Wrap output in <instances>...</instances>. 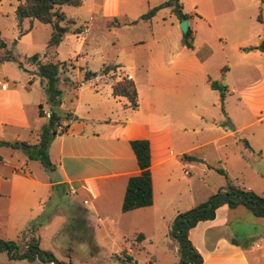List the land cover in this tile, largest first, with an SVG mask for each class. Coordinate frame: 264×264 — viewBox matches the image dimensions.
<instances>
[{
    "label": "rangeland",
    "instance_id": "obj_1",
    "mask_svg": "<svg viewBox=\"0 0 264 264\" xmlns=\"http://www.w3.org/2000/svg\"><path fill=\"white\" fill-rule=\"evenodd\" d=\"M20 1L0 0V42L4 45L3 48L0 47V58L11 56L15 59L0 64V81L9 82V87L20 94L29 123L31 118L28 114L32 112V115H35L37 104L40 103L45 108L42 109L43 114L48 112L49 106L45 102V94L39 78L32 74L29 80L31 85L29 87L25 85L28 77L17 67L16 62H20L23 69L34 73L35 66L28 58L37 55L41 63L44 61L65 63L63 70H58L56 83V88L63 98L61 102L64 108L59 111L56 108L52 109L60 118H64V115L69 118L77 115L83 117L85 112H89V107L95 104H101V107L97 108L110 111L113 116L118 114L128 117L135 114L136 117L144 118L146 103L156 86L154 83L163 77L160 73L165 71L169 77L174 78L175 85H185L184 90L188 93L190 102L192 101L190 105L192 111H197L194 102L203 107L200 111L204 120L208 122L206 126L199 125L192 118L187 126L188 129L194 130V133H190L192 145L219 139L221 134L215 129L218 125L225 130L232 128L228 113H231L232 108L237 105L235 97H226L227 100L223 101L220 107L217 103V93L210 90L207 83L208 79L219 83L221 81L220 63L223 62V58L220 48L215 50L212 59L207 61L208 64L201 73L194 70L176 71L170 60L174 59V54L183 50L181 40L184 35L179 31L176 17L171 9L159 10L149 22L140 20V16L148 9L163 3L164 0H81V4L77 7L62 5L59 9L71 24L67 25V32L58 47L51 51L52 53L46 48L51 31L48 25L35 21L30 24L28 20H24L20 26H17L13 11ZM181 3L182 12L188 19H193L191 6L188 5L187 0H181ZM262 9L261 15H264V4ZM27 29L29 30L25 32ZM77 30L81 35L76 39L72 36V32ZM226 49L227 43L222 47L225 52ZM226 56L230 62L233 61L229 54L226 53ZM179 58L182 59V55ZM107 64L118 65V69L124 75H129L134 82L138 102L135 113L123 110L122 100L106 99L108 81L112 77L110 73L104 74L99 71ZM85 71L99 72L98 79L105 82L99 84L101 87L99 95L93 93V82L87 85V82L83 81ZM260 72L262 73V70ZM184 73L185 77H183ZM164 80L165 83H170L172 79L167 80V76H164ZM220 84L225 85V82L222 80ZM92 113H95L94 108ZM36 119L37 125L40 126L45 121L43 118L36 117ZM0 130V159L5 160L16 171L15 176H11L12 170L0 164L1 178L12 180L0 181V195H4L0 197L1 240L17 241L19 237L16 232L7 233L3 229L7 217L8 195L37 197L50 195V200L42 205V211L34 218H28L32 219L28 221L29 227L33 225L38 227L36 233L31 227L32 229H28L26 234L38 237L39 249L50 253L58 261H65L64 255H68V260L72 264H175L177 262V245L167 236L168 227L173 220L170 218L171 209L161 212L162 219L156 218L151 229L144 228L143 236L147 240L140 246L137 245L138 247L135 243L138 242L136 236L140 235V232L133 227L135 223L127 225L120 220V223L118 222L113 228L107 223L93 220L94 225L83 228L78 218L71 217L73 210L69 207L72 201L70 197L75 199L82 210H88L90 204L81 203L84 198L77 191L73 192L75 185L60 184L44 188L43 183L46 179H53L52 171L45 173L38 161L28 160L21 150L3 146L7 142L14 143L11 139L19 133L23 135L21 142L27 143L24 130L6 123L0 124ZM247 145L248 148L243 150ZM258 148L261 149L260 153L257 152ZM199 154L204 155L206 163L198 165L197 161L200 159H197L191 164L188 183L190 193H185L181 197L182 202L177 204L180 213L206 203L218 191L223 190L225 178L215 169H221L234 186L264 197V128L261 130L260 125L201 146L191 153L194 157ZM24 165L27 170L23 168ZM205 165L208 166V170L204 173ZM31 180L34 182L32 183ZM183 184L187 186L186 179ZM50 220L53 223L44 226ZM58 222H61L60 225ZM249 229L246 227V230ZM127 248H130V251H127ZM126 256L131 258V262L125 263ZM0 264H18V262L7 261L6 254L0 252Z\"/></svg>",
    "mask_w": 264,
    "mask_h": 264
},
{
    "label": "crops",
    "instance_id": "obj_2",
    "mask_svg": "<svg viewBox=\"0 0 264 264\" xmlns=\"http://www.w3.org/2000/svg\"><path fill=\"white\" fill-rule=\"evenodd\" d=\"M187 2L191 6L193 15V19L186 20L187 30L190 31L191 36V48L181 46L183 50L174 54V59L170 62L176 71L194 70L201 73L208 64L207 61L212 59L215 50L220 48L223 58L220 66L225 68V71L219 77L225 82L224 86L227 90L223 101L227 100L226 97L232 96L237 101V105L232 108L231 113H228L232 128L225 130L218 125L215 129L221 134L219 139L192 145L190 133H194V130L188 129L187 126L191 123V118L195 119L199 125L206 126L208 122L204 120L200 111L203 107L194 102L197 111H192L190 109L192 101L190 102L189 95L184 90L185 85H175L174 78L169 77L164 70H160L164 71L160 73L163 77L154 83L156 86L146 103L144 118L136 117L135 114L128 117L118 114L113 116L112 112L97 108L101 107V104H95L89 107V112H85L83 117L77 115L67 120L60 118L59 123L65 127V131L52 139L47 150L52 164L53 179H46L43 187L51 188L60 184L75 185L73 192L77 191L84 198L81 203L90 204L88 210H82L75 199L70 197L72 201L69 207L73 210L71 217L78 218L83 228L94 225L93 220L107 223L113 228L118 222L120 223V220L127 225L135 223L133 227L142 235V239L136 242L135 246H140L147 240L143 236V230L145 227L151 229L156 218L162 219L161 212L171 209V220L181 212L177 204L182 202L181 197L185 193H190L188 183L191 164L197 159H200L197 161L198 165L206 163L204 155L199 154L194 157L191 155L193 151L211 142L232 137L236 132H242L256 125H260L261 130L264 128V51L245 50L257 46L264 38V15L260 16V21L257 20L258 14H261L263 10V0H187ZM180 4L181 13L184 14L181 0ZM178 22L180 21L176 19L177 24ZM80 35L81 32L72 34L76 39ZM226 43L225 52L222 47ZM58 45L49 51H53ZM226 53L233 58V61L230 62L227 59ZM180 55L182 59L179 58ZM106 66L115 67L113 71L108 72L112 78L108 81L109 89L105 94L106 99L121 101L122 99L111 96L110 85L112 79L118 80L122 76L129 78V75H124L118 69V65L107 64L102 68ZM98 73L94 79L87 81V85L93 82L92 88L95 95H99L101 89L99 84L105 83L98 79ZM164 76H167V80L172 79L170 83H165ZM28 80H31V76ZM27 81L25 85L29 87L31 81L29 85ZM22 100L20 94L9 87V82L0 81V124H11L24 130L27 135V144L35 145L40 128L36 117H39L37 111L34 116L32 112H29L28 116L31 118L29 123ZM122 101V109L130 110L124 106V100ZM63 108L64 105L61 102L56 110ZM92 108L95 109V113H92ZM42 109L45 108L41 105ZM47 110L49 111V108ZM136 110L130 111L135 113ZM46 114L48 112L44 113L45 116ZM21 136L23 135L19 133L11 140L21 142ZM131 140L148 142L152 203L149 207L122 213L120 204L126 181L128 177L137 175L139 172L128 145ZM8 145L9 142L3 144L7 148ZM247 148L248 145L243 150ZM257 150L261 152L260 148ZM182 156H191L194 161L185 160ZM0 164L9 167L12 170L11 176H15V169L5 160L0 159ZM25 166L23 168L27 170ZM207 170L208 166L203 168L204 173ZM185 179L186 187L183 184ZM0 181L11 182L12 180L2 179L0 176ZM47 200H50V195L42 197L8 195L7 217L3 229L7 233L14 231L19 234V237L23 232L26 233L28 229H32L31 227L36 233L38 227L34 225L29 227L28 221L32 219L28 218H34L38 212L40 213L43 209L42 205ZM238 208L243 210H236ZM52 223L50 220L44 226ZM60 223L58 222L59 225ZM246 227L250 228L249 231ZM186 236L193 250L200 255L201 264H264V219L253 217L242 206L231 209L225 205L219 206L214 212L213 219L196 223L188 229ZM127 251H130V248H127ZM64 257L66 260L62 262H69L68 255ZM17 262L18 264H48L38 260L32 263H26L23 260Z\"/></svg>",
    "mask_w": 264,
    "mask_h": 264
},
{
    "label": "trees",
    "instance_id": "obj_3",
    "mask_svg": "<svg viewBox=\"0 0 264 264\" xmlns=\"http://www.w3.org/2000/svg\"><path fill=\"white\" fill-rule=\"evenodd\" d=\"M81 4V0H21L16 4L13 11V16L17 26L24 20H28L31 24L35 21L42 25L50 27V36L46 44L47 49L54 48L61 41L63 35L67 32V25L71 24L65 15L60 11L62 5L77 7ZM163 8H170L172 14L175 15L178 21L187 20L188 17L181 13L180 0H164L163 3L148 9L146 13L140 16V20L147 21L155 15V13ZM261 14H258L257 20L260 21ZM79 33V30L72 34ZM190 31L187 30L181 40V45L187 49L190 45ZM0 47L4 45L0 42ZM259 52L264 51V38L253 48ZM32 65L35 66V72L22 68L20 62L17 67L26 73L28 77L35 74L40 81V85L45 94V102L49 106L48 116L46 117L41 110V105L37 106V115L45 121L38 130L37 143L30 145L25 142H14L9 144L13 149H19L28 160H36L39 162L44 171H51L52 164L49 161L47 150L52 139L59 135L56 132V125L59 123L60 117L52 109L57 108L61 103L60 92L56 88L58 81V70H63L65 63L63 62H44L40 63L37 55H32L29 58ZM15 60L11 56L0 58V64ZM114 66H106L100 72L104 74L113 71ZM225 68H222L223 75ZM96 73L85 71L83 81L87 82L96 77ZM210 90L216 91L218 95V104L221 107L223 99L227 93L224 85L216 81L207 80ZM30 84V81H27ZM111 96L116 99L124 100V106L132 111L137 108V95L135 87L130 78L122 76L118 80L112 79ZM67 120L68 116H64ZM65 127H62V132ZM128 145L134 155L135 163L138 168V174L128 177L120 204V212L125 213L135 209L149 207L152 203L151 183L149 174V147L146 140H131ZM246 146V144H245ZM183 159L194 161L191 156H182ZM215 171L225 178V186L222 191H218L215 196L208 199L202 205L194 207L183 213H178L172 220L167 230V236L174 240L177 245L178 260L175 264H201V257L191 247L187 239V231L189 228L201 221L211 220L214 217L215 210L222 205L228 208L242 206L250 212L253 217L264 219V197H259L250 191H244L234 186L225 176L221 169ZM137 241L142 239L141 235L136 236ZM39 239L33 235H27L25 232L21 234L17 241H7L0 239V252H4L9 261H25L32 263L35 260L52 263V264H72L70 262H62L56 260L50 253L40 250L38 247ZM67 257V255H66ZM125 262H131L129 256L124 259Z\"/></svg>",
    "mask_w": 264,
    "mask_h": 264
},
{
    "label": "water",
    "instance_id": "obj_4",
    "mask_svg": "<svg viewBox=\"0 0 264 264\" xmlns=\"http://www.w3.org/2000/svg\"><path fill=\"white\" fill-rule=\"evenodd\" d=\"M178 29L181 32V34H185L187 29H188V22L186 20H182L180 22H178Z\"/></svg>",
    "mask_w": 264,
    "mask_h": 264
},
{
    "label": "built area",
    "instance_id": "obj_5",
    "mask_svg": "<svg viewBox=\"0 0 264 264\" xmlns=\"http://www.w3.org/2000/svg\"><path fill=\"white\" fill-rule=\"evenodd\" d=\"M3 88V87H2ZM46 116H48V114H46ZM56 132L58 133H62V125L60 123H58L55 127Z\"/></svg>",
    "mask_w": 264,
    "mask_h": 264
}]
</instances>
